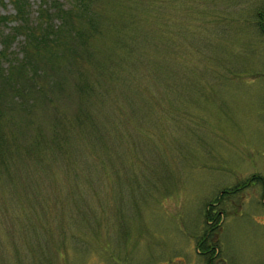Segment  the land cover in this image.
Returning a JSON list of instances; mask_svg holds the SVG:
<instances>
[{"label": "rangeland", "instance_id": "374dc122", "mask_svg": "<svg viewBox=\"0 0 264 264\" xmlns=\"http://www.w3.org/2000/svg\"><path fill=\"white\" fill-rule=\"evenodd\" d=\"M28 1L34 18L39 0ZM93 7L104 46L91 45L108 54L111 71L94 77L85 104L75 90L80 64L53 46L40 60L39 92L0 98L14 154L0 169V264H205L197 242L207 205L222 210L212 264H264L262 185L231 190L264 175V35L255 17L264 0ZM14 12L0 0V15ZM23 37L0 68L20 58ZM80 69L91 75L87 62ZM86 105L104 122L103 142L78 136ZM63 122L72 127L64 149L42 151L40 139L50 143Z\"/></svg>", "mask_w": 264, "mask_h": 264}, {"label": "trees", "instance_id": "16d2710c", "mask_svg": "<svg viewBox=\"0 0 264 264\" xmlns=\"http://www.w3.org/2000/svg\"><path fill=\"white\" fill-rule=\"evenodd\" d=\"M11 2L15 12L12 15H0V62L7 59L11 42L19 34H23L24 37L20 45V58L9 59V66L0 68V98L10 95L13 100L14 98L24 100L25 91L32 89L39 92L41 84L37 85L36 77L41 73L40 60L52 53L51 47L53 46L57 48L55 56L63 55V58L72 66L76 65L75 63L80 64L76 65L75 90L79 96V103L85 104L86 97H91L95 90V87L92 86L94 77H103L105 71H111L106 65L108 54L101 52L98 47L93 48L91 45L93 38L94 40L97 39L101 46H104L100 40V37L104 36V31L98 20L100 13L93 7L94 0H70L68 7L59 0H39L34 18L30 17L31 5L28 0H11ZM255 17L256 25L261 31L259 33L264 35V7L257 11ZM57 19L59 22H56ZM9 20H14L16 23L10 30L3 31L2 26ZM118 32L119 30L116 31V34ZM122 32L123 30L120 32L121 36ZM64 35L68 37L64 38ZM72 40L75 41V45L72 44ZM126 43L127 40H123V47ZM83 62L89 64L91 75L87 70L80 69ZM12 68L16 70L17 76H13ZM110 73L116 74L115 72ZM117 79L122 78H118L117 74ZM126 80L127 78H123L119 82L124 85ZM98 100L104 101L99 97ZM128 102L131 103L132 101L128 100ZM84 109L86 110L80 118L84 122L76 126L78 136L84 139L86 134L103 142V138L107 134L106 128L103 127L104 122L96 120L93 112L90 114L89 105H86ZM71 129L72 127L65 122L58 128L55 127L50 143L48 140L40 139L43 144L40 149L42 151L63 150V144L68 143V133ZM111 133L114 135L113 131ZM7 140L0 130V169L4 171L9 169V161L14 155L9 152L5 144ZM7 144L9 143L7 142ZM54 153L56 154V152ZM256 180L262 183V197L264 198V179L258 175H251L245 182L237 184L231 190L237 191ZM13 183L16 182L13 181ZM44 208L47 211L49 209L46 206ZM221 212V209L213 210L208 205L205 210V229L202 238H199L197 242L201 254L206 258L205 264L213 263L216 250L220 245L219 231L222 221L218 217H220ZM41 216L45 217L43 211H41Z\"/></svg>", "mask_w": 264, "mask_h": 264}]
</instances>
